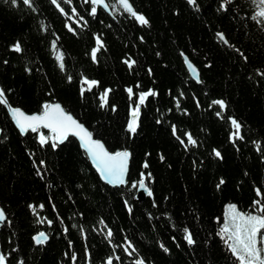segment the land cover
Segmentation results:
<instances>
[{"label": "trees", "instance_id": "obj_1", "mask_svg": "<svg viewBox=\"0 0 264 264\" xmlns=\"http://www.w3.org/2000/svg\"><path fill=\"white\" fill-rule=\"evenodd\" d=\"M57 3L64 12L52 0H31V7L0 0V90L26 114L59 104L107 151L130 153L128 174L123 188L107 187L73 139L53 147L45 131L21 136L0 105L6 264H239L218 233L227 205L261 214L256 202L264 203V18H253L259 0H130L148 25L115 0H105L109 14L97 8L95 16L85 0ZM186 58L200 82L189 78ZM85 80L97 85L88 90ZM149 90L156 95L139 105ZM138 105L132 134L126 128ZM232 119L242 139L233 137ZM141 179L152 195L139 201ZM41 232L47 240L35 246ZM129 243L135 251H125Z\"/></svg>", "mask_w": 264, "mask_h": 264}, {"label": "snow or ice", "instance_id": "obj_2", "mask_svg": "<svg viewBox=\"0 0 264 264\" xmlns=\"http://www.w3.org/2000/svg\"><path fill=\"white\" fill-rule=\"evenodd\" d=\"M5 2L7 3L8 0H5ZM11 2L15 4L16 0H11ZM64 2H69V0H64ZM85 2H89V0H85ZM23 3L31 7V0H23ZM52 3L56 4L57 7L60 8L57 0H52ZM90 3L93 5L90 12L93 16H95L97 12L96 6H102L105 8L108 7L105 0H90ZM188 3L194 5L196 4V0H188ZM119 5L125 12L134 17L139 24L148 25L149 21L144 15L139 14L134 10L130 0H119ZM258 6L260 7V11L256 13V16L253 17L254 19L257 17L264 18V0H259ZM60 10L61 12H64L63 8H60ZM72 11L75 12V9ZM69 30L72 31L71 28H69ZM220 39L227 43L222 34H220ZM97 45L99 47L93 49L91 52V57L94 61L96 60L97 52L100 50V47H102L99 38H97ZM53 47L55 48V45H53ZM13 50L20 52V44L17 43ZM56 59L60 61L59 66L63 70V54L59 53L56 56ZM185 62L187 63V67L191 72L192 77L196 79L197 82H200L199 73L196 68L187 61V58ZM125 63L128 64L129 68H132L135 62L133 61L129 63L128 61H125ZM85 83L88 84V90H91L92 87L97 85L96 81L85 80ZM110 91V89L104 91L102 96V107L107 104V97ZM127 91L131 97L133 95V90L129 88ZM154 95H156V93L151 90L141 93L139 96V105H143L148 97ZM213 103L219 105L221 110L226 107L223 100H216ZM0 105H8V101L5 99V92L3 90H0ZM139 105L132 110L131 119L127 124V131L132 134H135L138 128L140 113ZM217 114L219 115L220 113ZM10 115L22 134L29 131L37 133L42 128L48 129L52 133L53 147L56 146V141L63 142V140H65L69 135L77 136L81 140L82 146L92 159L97 171L100 173L101 178L106 183L113 185H122L125 183V175L127 173L130 153L127 151H117L115 153L107 151L105 146L100 141L94 140L92 134L88 132L82 124L78 123L71 115L67 114L59 104L53 105L45 103L43 105L42 114L39 115H26L19 108H10ZM230 123L233 127V137L236 139H242L240 136V123L235 119H232ZM39 141L41 145H45L48 143V138L41 133ZM183 142L184 141H181V143ZM187 142L192 145L196 144V141L190 134L187 136ZM215 155L217 157L221 156L219 151H216ZM144 167L147 168L148 165L145 164ZM222 183L223 181H221V184ZM132 187H136V185L133 184ZM139 187L145 189L149 196L152 195V192L147 189L144 179L140 180ZM257 195L261 196L262 193L257 190ZM256 204L258 206L257 211L261 213L260 215L246 214L238 211L235 205H229L226 211L223 227L218 233L220 238L224 241L226 247L239 264H264V231H262L264 230V203H261V201L258 200ZM33 212L35 214L34 208ZM5 220L6 215L4 211L0 209V223ZM184 232L186 242L189 245L194 244L191 232L187 228L184 229ZM107 237L109 239L112 237L111 230L107 232ZM46 240L47 236L43 232L35 237L37 244H41ZM129 249L135 251L130 243L127 248H125V251H128ZM73 259H75V257H73ZM0 264H6V257L2 254H0ZM107 264H113L112 259H109ZM136 264H144V261L138 260Z\"/></svg>", "mask_w": 264, "mask_h": 264}, {"label": "water", "instance_id": "obj_3", "mask_svg": "<svg viewBox=\"0 0 264 264\" xmlns=\"http://www.w3.org/2000/svg\"><path fill=\"white\" fill-rule=\"evenodd\" d=\"M115 1L119 4V0H115ZM186 1L188 2V0H186ZM89 2H90V0H89ZM119 6H120V5H119ZM96 7L102 9L104 12H106L107 14H109V11H108L107 8L102 7V6H96ZM120 7H121V6H120ZM220 40H221V39H220ZM183 61H184V68H185V70H186V72H187L189 78H190L194 83H197V80L194 79V78L192 77V74H191V72L189 71V69H188V67H187V63L185 62L186 59H183ZM187 61H188V60H187ZM54 104H56V103H54ZM54 104H53V105H54ZM1 106H3V108H4V110H5V112H6L7 116H8V118L10 119V121H11L13 127L16 129V131L18 132V134L21 135V136H24L26 133H23V134H22V133L20 132L19 128L16 126L15 122L13 121V119L11 118V115H10V108H13V107H11L9 104H8L7 106H5V105H1ZM21 111H22V110H21ZM25 114H26V113H25ZM40 114H42V112H41ZM26 115H39V114H26ZM130 119H131V115H130V117H129V121H130ZM129 121H128V122H129ZM78 123H79V122H78ZM126 129H127V128H126ZM40 130L45 131V132H47L49 135L52 136V133H51L48 129H44V128H42V129H40ZM29 133H33V132L29 131ZM69 138L73 139V140L76 142L78 148H79L80 151L84 154V156L86 157V159H87V161H88V163H89L91 169H92L93 172L96 174V176L98 177L99 181H100L102 184L106 185V186L109 187V188H116V189H121V188H123V187L125 186V183L122 184V185H120V184H117V185L109 184V183H106V182L101 178L100 173L97 171V169H96V167H95V165H94L92 159H91L90 156L88 155V153H87V151L85 150V148L82 146V142H81V140H80L77 136L69 135L65 140H63V142L56 141L55 143H56L57 146H60V145L64 144V143L67 141V139H69ZM93 139H94V138H93ZM94 140H95V139H94ZM128 166H129V161H128ZM127 174H128V168H127V173H126V175H125V182H126ZM147 196H148L147 191H145V189L140 188V187H139V183H138L137 190H136V199L139 200V201H142V200H143L144 198H146ZM4 222H5V221H4ZM4 222L0 223V228H1V226H2V224H3ZM37 236H38V235H37ZM35 237H36V236H35ZM35 237L32 238V241H33L34 245L37 246V245H39V244L36 243V241H35ZM44 242H45V241H44ZM44 242H43V243H44Z\"/></svg>", "mask_w": 264, "mask_h": 264}, {"label": "rangeland", "instance_id": "obj_4", "mask_svg": "<svg viewBox=\"0 0 264 264\" xmlns=\"http://www.w3.org/2000/svg\"><path fill=\"white\" fill-rule=\"evenodd\" d=\"M228 207H229V205L226 206L225 211H224V217H223L224 220H225V215H226V211H227ZM254 215H260V214H254ZM223 223H224V221H223ZM222 227H223V224H222ZM262 231H264V230H262Z\"/></svg>", "mask_w": 264, "mask_h": 264}, {"label": "bare ground", "instance_id": "obj_5", "mask_svg": "<svg viewBox=\"0 0 264 264\" xmlns=\"http://www.w3.org/2000/svg\"><path fill=\"white\" fill-rule=\"evenodd\" d=\"M195 67V66H194ZM57 104V103H56ZM21 110V109H20ZM23 111V110H22ZM37 114V113H36ZM77 120V119H76ZM5 224V223H4Z\"/></svg>", "mask_w": 264, "mask_h": 264}]
</instances>
